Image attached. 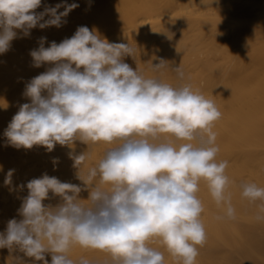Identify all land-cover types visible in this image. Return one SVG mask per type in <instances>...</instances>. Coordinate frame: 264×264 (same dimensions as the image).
Wrapping results in <instances>:
<instances>
[{"label": "clouds", "instance_id": "9594fccd", "mask_svg": "<svg viewBox=\"0 0 264 264\" xmlns=\"http://www.w3.org/2000/svg\"><path fill=\"white\" fill-rule=\"evenodd\" d=\"M41 3L0 0V54L10 49L16 30L27 37L37 26L59 28L79 7L65 2L37 13ZM46 40L39 38V47L30 56L34 67L52 66L26 84L23 95L30 103L19 107L5 129L7 145L43 146L49 152L57 144L76 140L116 146L106 150L86 178L78 175L90 189L87 204L78 199L82 191L78 185L46 173L28 181V195L18 209L23 219L8 221L6 234H0V248L18 246L44 264H48L46 252L52 253L51 264H91L83 257L78 262L69 258L75 245L107 252L113 264H164V253L149 246L158 239L180 264H196L197 245L206 241L200 219L203 205L196 196L201 180L217 205L225 206L226 216L235 218L227 191L228 162L216 160L219 148L211 128L221 113L214 102L191 85L174 87L145 78L123 62V57L135 53L129 43L108 42L87 26H79L60 43L52 41L45 47ZM165 65L161 60L153 70ZM174 70L184 78L180 66ZM198 132L206 136L194 144ZM161 134L187 142L178 147L156 143ZM70 158L80 172L86 154ZM13 172L6 174V185ZM50 192L62 203L46 206L43 201ZM241 195L250 202L264 201V188L245 183Z\"/></svg>", "mask_w": 264, "mask_h": 264}, {"label": "bare ground", "instance_id": "6f19581e", "mask_svg": "<svg viewBox=\"0 0 264 264\" xmlns=\"http://www.w3.org/2000/svg\"><path fill=\"white\" fill-rule=\"evenodd\" d=\"M65 2L79 5L65 18L66 23L59 28L40 29L37 26L30 30L27 37L23 36L21 30H16L17 38L11 42L10 49L0 54V188H11L15 178L11 177V183L6 185V174L9 170L18 173L21 168H26L24 161L28 160L29 167L39 164L43 168H56L62 175L59 180L80 186L82 191L78 199L82 200L81 203H89L84 200L89 198L90 189L78 175L86 178L88 170L97 166L106 150L115 147V144L101 141L89 142L88 145L76 140L71 145L57 144L49 152L43 146L17 149L7 145L4 136L19 107L30 103V99L23 95L26 84L52 66L44 64L34 67L30 51L39 47V38L46 37L44 46L48 47L52 41L60 43L65 38H71L79 26L102 33L100 36L108 42L126 44L127 39L133 40L135 37L145 41H151L148 40L150 37L156 38L139 57H123V62L145 78H155L174 87L191 85L194 91L213 101L221 113L211 128L216 139L222 141L216 145L220 152L235 156L241 146L245 147L244 153L261 147L258 155L264 156V0H42L41 7L35 11L40 13L46 6L54 7ZM45 19L48 17L45 16ZM144 28L147 30L144 31ZM233 38L242 39L239 41L242 43L237 45L239 48L233 59L224 62L222 72L220 63H215L211 55L220 47L217 44L221 43L224 51H229L235 45ZM203 48L207 49L206 53L202 51ZM190 50L196 56L191 69L189 63L187 65L189 58L182 53ZM222 57L227 59L226 55ZM161 60L166 62L165 67L153 70V65ZM179 66L184 73L183 79L174 70ZM22 77H25L24 83L17 84ZM197 78L204 81L203 89L197 86ZM202 136L206 134L198 132L197 140L192 143L198 144ZM78 141L85 148L80 149ZM176 141L171 134H161L155 142H168L175 146ZM82 153L86 154L87 159L79 172L70 156ZM242 156L247 163L242 162L244 159L241 161L233 157L225 160L216 156L217 162H228L225 174L229 178L227 191L231 194V204L235 209L234 219L226 216L223 204L217 205L206 181L199 182L202 190L199 189L196 196L203 205L200 219L206 241L202 246L197 245L199 260H196V264L264 263V220H257L258 215L264 216V212H261L264 201L250 202L241 195L245 183H255L264 188V161L261 162L257 155ZM256 168L261 172H254ZM246 172L250 180L245 178ZM98 182L99 177L95 180V183ZM101 187L107 188L108 185ZM9 194L12 202H18L19 196H26L28 192ZM242 203L246 206L237 209L236 206ZM56 205L53 203V206ZM223 220L229 221V224L221 222ZM229 234L234 239L238 238L234 244L228 243L226 237ZM211 237L221 238V241L214 240L218 242L215 244ZM99 252L106 259L110 257L107 252ZM111 260L106 261L113 262ZM170 260L172 264H180L173 257Z\"/></svg>", "mask_w": 264, "mask_h": 264}, {"label": "rangeland", "instance_id": "374dc122", "mask_svg": "<svg viewBox=\"0 0 264 264\" xmlns=\"http://www.w3.org/2000/svg\"><path fill=\"white\" fill-rule=\"evenodd\" d=\"M247 28L248 27H246V29ZM146 30L147 29L144 28V31H146ZM122 32H125V31L122 30ZM244 32L249 33L250 31H244ZM244 32H242V33H244ZM101 34L102 33H99V35H101ZM150 39H151V41H145L141 37L140 38L135 37L133 40L127 39L126 44L129 43V45L133 49H135V53H134V56H125V57H128L130 59H135V58L139 57L140 53L142 51H147L150 44L156 40V38H151V37L148 38V40H150ZM233 40H234L233 44H235V45L229 51H224L225 47L221 43V44H217L220 47H218V50L213 52V54L211 55L212 59L215 61V63H220L219 66H220L222 72L225 69L224 62L226 60L233 59V55H235L237 53L238 48H239L237 45L242 43V42H239L240 40H242L240 38H238V39L233 38ZM202 51L206 53L207 49L203 48ZM182 53L189 58L187 60V65L189 63L190 66L188 65V67L191 69L194 66L193 65L194 59L196 57L195 52L190 50V51H187V52L185 51ZM223 55H226L227 59H226V57L225 58L222 57ZM24 80H25V77L24 78L22 77L20 80L17 81L18 82L17 84H21V83L23 84ZM197 86L203 89L204 88V81L202 79L197 78ZM185 142H187V141L177 140L175 143L176 145L174 147H178L180 144L185 143ZM221 142L222 141L216 139L215 140V146ZM77 145L80 149L85 148V146L83 144H81L79 141L77 142ZM224 149L226 150L227 148L224 147ZM253 149L254 150H251L250 152L246 151V153H244L245 147L241 146L240 149L238 150L239 153H236L235 156H230L229 153H226L223 151H221V152L219 151L217 153V155L223 157L225 160L232 159L233 157L235 159H240L241 161L244 159L242 162L245 161V163H247L246 162L247 159L245 160V158H243V156H242L243 154L246 155L247 157L249 155L250 156L257 155L259 157L258 159L261 162H263L264 156L260 157L258 155V150H261L262 148L261 147H254ZM23 159H25V157ZM24 164H26V168H21V170L18 173H13L12 177H14L15 179H14V183L11 186V188H8L5 186L0 188V234H6L7 224H8L9 220L16 219L17 221H20L21 219H23V217L18 213V209H20L22 201L27 195L26 196L20 195L19 196L20 199L18 202H12L11 197L9 196L10 192L11 193H13V192L21 193V194L25 191L28 192V190L26 188L27 182L30 181L31 179L39 178L45 173L49 176L57 177L58 179L60 178V176H62L58 172V170L56 168H53V167L52 168H43L39 164H34L33 166L29 167L28 166V164H29L28 160H25ZM259 170L260 169H258V168L253 169L254 172L260 173L261 171H259ZM244 174L246 176L245 178L247 180H250V178L248 176L249 173L246 172ZM199 189L202 190V187L199 186ZM57 197L60 198L59 196H55L50 192L49 198L44 200L43 203L46 206L47 205L53 206V203L59 204V203H61L60 201H62V199L60 198V200H58ZM56 201H58V202H56ZM237 206H236V208L241 210L246 205H245V203H242V204H238ZM221 222L229 224V221H226V220H223ZM211 238L213 239V242H214V240L217 241V240L221 239V238L219 239L217 237H214V238L211 237ZM226 239L228 240V243L234 244L238 238L235 237V239H234V236L229 234V235H227ZM216 243H218V242H216ZM149 246L164 253V256H166L164 264H172V261L170 260L172 256L167 252L166 248L163 246V244L158 239H154V240L150 241ZM103 255L104 254L100 253L99 250L84 249L78 245L73 246L68 253L69 258L72 259L74 262H78L80 260V258L83 257V258H86L89 261H91V264H113V262L109 263L108 261H106L108 259H112L111 256L109 258L107 257L108 259H106V258H104L105 255L104 256ZM51 257H52V253H50V252H46L44 254V258H45V260L48 261V264H51ZM196 260H199L198 257H196ZM0 264H44V262L43 261H37L33 257L26 256L23 252H21L19 250L18 246H13L11 249H9L7 247L0 248Z\"/></svg>", "mask_w": 264, "mask_h": 264}]
</instances>
